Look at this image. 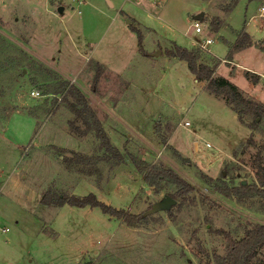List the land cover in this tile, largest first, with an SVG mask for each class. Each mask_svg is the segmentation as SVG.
Returning <instances> with one entry per match:
<instances>
[{"label":"rangeland","instance_id":"374dc122","mask_svg":"<svg viewBox=\"0 0 264 264\" xmlns=\"http://www.w3.org/2000/svg\"><path fill=\"white\" fill-rule=\"evenodd\" d=\"M237 1L211 0L214 11H206L216 14L210 25L199 21L197 34L192 16L201 0H0V264H214L226 252L223 232L239 239L264 224V197L215 189L258 184L264 117L239 116L165 52L209 36L215 74L264 104V17L252 18L264 0L233 8ZM220 27L228 42L230 28L250 35L241 47L227 46L214 35ZM143 49L160 54L142 60ZM200 50L201 61L211 59ZM70 86L84 94L122 162L107 159L93 131L70 128L84 127ZM129 156L171 168L194 191L182 197L168 181L145 182ZM90 192L143 218L128 225L99 207L41 203ZM164 195L176 203L149 212Z\"/></svg>","mask_w":264,"mask_h":264},{"label":"trees","instance_id":"16d2710c","mask_svg":"<svg viewBox=\"0 0 264 264\" xmlns=\"http://www.w3.org/2000/svg\"><path fill=\"white\" fill-rule=\"evenodd\" d=\"M236 3L237 2H235L234 5ZM130 28L137 32L141 50V35L135 28L131 26ZM243 36L245 38L249 37L242 29L233 47H241L246 43L245 40L243 41L240 39V37ZM165 52L168 57L185 61L189 71L194 75L195 80L197 82H205V90L213 97L222 99L239 116L242 113H253L255 117H264V104L262 102L246 96L244 91L236 84L223 76L215 74L219 64L218 60L211 58L207 61H201L199 50L182 47L175 43H172V47L166 49ZM98 66V70H101V64H98ZM246 71L247 73L249 72L248 70ZM251 80L252 83L257 82L256 79ZM70 95L74 98V102L71 104L72 111L84 126L82 128L76 122H70V128L82 136L93 131L100 140V146L107 152V159L114 158L117 162H122L124 160L123 154L110 142L109 136L101 121L90 107L84 94L77 87L70 86ZM129 158L136 170L143 173L145 182L155 185L159 181H168L178 188L176 194L182 197L189 195L195 189L192 183L182 178L171 168H166L163 165L149 164L133 156H129ZM64 160L68 163L73 161L70 157H65ZM255 167L257 168L254 174L255 178L258 180V184H243L241 181L238 185L229 186L223 182L220 185H215V189L226 197L236 196L238 199H244L250 195L264 197V168L261 164H256ZM52 199L53 201H51ZM41 203L43 205L53 203L58 207L65 203L76 207H99L103 213L111 217L122 219L128 225H134L143 218V215L117 209L100 201L92 192L85 196H66L64 194H55L53 198H46L43 196L41 198ZM223 233L227 240L226 252L224 255H215L214 264H264V224H253L245 230V233L239 239L232 238L227 232ZM202 264H211V262H204Z\"/></svg>","mask_w":264,"mask_h":264},{"label":"crops","instance_id":"0c3cea01","mask_svg":"<svg viewBox=\"0 0 264 264\" xmlns=\"http://www.w3.org/2000/svg\"><path fill=\"white\" fill-rule=\"evenodd\" d=\"M202 1V3L200 4V6L198 7V9L196 10V13H194V15L192 16V18H193V20H194V16H196V15H198L199 13H202L203 14V16H202V19L201 20H197L198 22L200 21V22H202V21H205L207 24H209L210 25V23H211V20H212V17H214V14H216V13H209V12H207L206 10L207 9H212V11H214V7H212V6H210V2H211V0H201ZM239 1V0H238ZM238 1H237V3H238ZM237 3L234 5V7L237 5ZM233 7V8H234ZM233 8H232V10H233ZM232 10L231 11H229V13L230 12H232ZM258 11L260 12V10L258 9ZM218 16H219V14H217ZM256 15H257V17H259V18H262V17H260L259 16V14H255V15H253L252 16V18L253 17H256ZM225 16L226 15H224V16H219V17H221L220 19H223V18H225ZM228 24V23H227ZM229 25V24H228ZM211 27V26H210ZM245 32H246V30L244 29V27L242 28ZM242 29H240L239 31H241ZM214 30V29H213ZM225 29H223L222 27H220V28H218V29H216V32H214V35H216L217 36V34H219L220 35V37L219 38H222L226 43H228V45L227 46H232L234 43H235V39H237V36L234 34V33H236V32H238L237 30H233L232 28H230V30L228 31V34H230V32L232 33V39H231V42H228L229 41V39H227V38H225L224 36H222L220 33H221V31H224ZM195 31V30H194ZM195 33H197V32H195ZM203 33V32H202ZM248 35H250L248 32H246ZM197 34H201V33H197ZM234 34V35H233ZM207 36V35H206ZM251 37H253V36H251ZM198 38L199 37H195L193 40H190V46H188L187 48H195V49H204V51L203 52H206L205 54H203V55H206V57H210V58H215L214 57V55H212L211 53H210V51L208 50V46L210 45V44H212L213 43V39L212 38H210L209 36L208 37H203V38H199V41H198ZM206 39H208L210 42H208V43H205V40ZM233 40V41H232ZM255 40V39H254ZM196 45H197V47H196ZM201 45H205L203 48L201 47ZM195 46V47H194ZM201 51V50H200ZM144 52V53H143ZM143 52H140L141 53V55L142 56H144V58L145 57H157V56H159V54H157L156 52L155 53H147L144 49H143ZM142 59V60H146V58L145 59ZM171 58V57H170ZM171 59H173V61H183V60H179V59H176V58H171ZM215 59H217V58H215ZM225 60H227L228 62H230V60H232V59H230L229 60V58H227V59H225ZM233 61V60H232ZM185 62V61H184ZM232 63H236L235 61L234 62H232ZM219 65V64H218ZM218 67V66H217ZM216 71H217V68H216ZM258 74H260L261 76H264V73H262V72H258ZM193 75V74H192ZM194 76V75H193ZM196 81V80H195ZM197 82V81H196ZM199 83H201L202 85H205V82H203V81H201V82H199Z\"/></svg>","mask_w":264,"mask_h":264},{"label":"water","instance_id":"95a60500","mask_svg":"<svg viewBox=\"0 0 264 264\" xmlns=\"http://www.w3.org/2000/svg\"><path fill=\"white\" fill-rule=\"evenodd\" d=\"M63 7L62 6H59L57 8V11L59 12V14H62L63 13ZM202 16L203 14L202 13H199L198 15L194 16V20H201L202 19ZM129 22V19L127 20V23ZM157 54H160V51L157 52ZM242 183L245 184L246 181L245 180H242ZM176 203V199L173 198L172 196L170 195H164L163 198L154 203L151 207V209L149 210V212H155V211H158V210H166V209H169L171 206H173L174 204Z\"/></svg>","mask_w":264,"mask_h":264},{"label":"built area","instance_id":"2783aa9c","mask_svg":"<svg viewBox=\"0 0 264 264\" xmlns=\"http://www.w3.org/2000/svg\"><path fill=\"white\" fill-rule=\"evenodd\" d=\"M260 12H259V16L260 17H264V6H261L259 8ZM193 27H194V30L195 32L197 33H202V28H201V25L198 21L194 20V23H193ZM210 42L208 39L205 40V43H208ZM205 45H201V47L203 48ZM30 95L31 97H34V98H39L41 96V93L39 90H31L30 92ZM189 122H185L184 125H188ZM195 143H198V141H195ZM204 149H209L211 148V144L208 143V142H205L204 145H202ZM5 231H7V229H5Z\"/></svg>","mask_w":264,"mask_h":264}]
</instances>
